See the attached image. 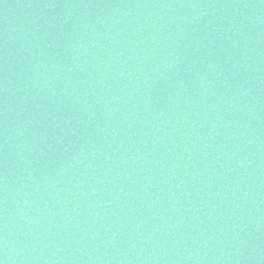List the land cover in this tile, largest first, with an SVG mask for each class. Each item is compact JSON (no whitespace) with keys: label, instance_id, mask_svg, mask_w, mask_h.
Segmentation results:
<instances>
[{"label":"water","instance_id":"water-1","mask_svg":"<svg viewBox=\"0 0 264 264\" xmlns=\"http://www.w3.org/2000/svg\"><path fill=\"white\" fill-rule=\"evenodd\" d=\"M3 264H264V0H0Z\"/></svg>","mask_w":264,"mask_h":264},{"label":"snow or ice","instance_id":"snow-or-ice-1","mask_svg":"<svg viewBox=\"0 0 264 264\" xmlns=\"http://www.w3.org/2000/svg\"><path fill=\"white\" fill-rule=\"evenodd\" d=\"M0 264H3V262H2V261H0Z\"/></svg>","mask_w":264,"mask_h":264}]
</instances>
